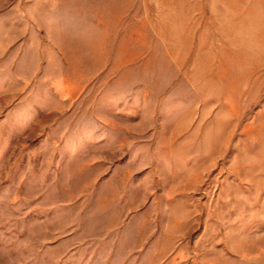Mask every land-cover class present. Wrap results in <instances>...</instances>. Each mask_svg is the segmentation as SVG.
<instances>
[{"label": "rangeland", "instance_id": "obj_1", "mask_svg": "<svg viewBox=\"0 0 264 264\" xmlns=\"http://www.w3.org/2000/svg\"><path fill=\"white\" fill-rule=\"evenodd\" d=\"M0 264H264V0H0Z\"/></svg>", "mask_w": 264, "mask_h": 264}]
</instances>
